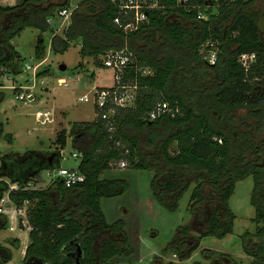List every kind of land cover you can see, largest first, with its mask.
<instances>
[{
    "label": "trees",
    "instance_id": "obj_1",
    "mask_svg": "<svg viewBox=\"0 0 264 264\" xmlns=\"http://www.w3.org/2000/svg\"><path fill=\"white\" fill-rule=\"evenodd\" d=\"M69 1L0 3V75L24 72L26 61L13 41L26 27L41 30L35 55L45 58L42 35L49 28L54 33L56 22L52 27L48 19H55ZM206 1L213 6L204 7ZM189 5L159 0V6L147 9V21L126 32L115 22L118 16L123 24L127 19L113 0H82L64 34L53 35L55 52L64 54L71 43L80 41L82 58L92 56L101 66V55L128 46L136 63L150 67L152 73L143 74L134 61L122 78L123 84L136 86L134 104L116 107L110 120L97 115L93 121L73 123V146L83 153L78 169L84 181L67 187L57 177L46 188L30 185L38 182L33 176L39 171L61 166V152L68 144L65 129L58 133L60 150L52 160L33 151L1 157L0 171L19 184L10 192L11 200L18 209L29 203L30 242L21 264H77L70 254L78 243L84 250L78 264H106L133 252L125 222H108L101 206L103 198L124 195L129 189L125 178H102L122 161L130 168L155 172L153 197L170 211L178 209L180 199L194 185L188 209L203 223L197 237L188 224L180 227L166 249L180 259L189 258L202 238H224L234 232L237 215L230 200L237 183L252 176L251 204L256 209L252 221L257 227L240 238L244 253L253 258L251 264H264V14L260 11L264 0H190ZM208 39L220 47L215 65L203 57L202 44ZM243 53L256 54L249 68L239 61ZM4 96L0 88V99ZM163 101L179 112L149 120V113ZM3 134L1 123L0 137ZM11 185L0 181V198ZM8 225L7 216L0 215V230ZM191 244L193 251H184ZM203 252L212 258V250ZM12 259L11 249L0 243V264Z\"/></svg>",
    "mask_w": 264,
    "mask_h": 264
},
{
    "label": "rangeland",
    "instance_id": "obj_2",
    "mask_svg": "<svg viewBox=\"0 0 264 264\" xmlns=\"http://www.w3.org/2000/svg\"><path fill=\"white\" fill-rule=\"evenodd\" d=\"M81 2L82 0H70L67 8L74 11ZM260 7L264 14V6ZM262 17L264 19V16ZM71 19L72 14L68 18L56 16L54 33L51 28L43 33L47 45L45 58H48L44 64H40L41 60L35 55L40 29L26 27L14 39V46L31 68L25 66L24 72L17 76L8 73L0 75V88L5 94V100L0 102V123L5 127L4 134L0 137L1 155L13 152L25 155L29 150L46 152L58 149L57 128L58 130L66 128L70 134L67 146L62 149L61 165L68 168L78 167L81 159L73 153H79L80 150L73 146L71 124L96 118L93 92L96 88L112 86L114 73L104 64L102 67L92 56L82 58L79 51L80 41L71 43L69 51L64 54L57 53L51 48L53 35L56 33L63 35ZM103 56L98 59L101 63ZM93 71L96 72V77L92 76ZM16 87L30 88L22 91L26 94H35L34 99H20L19 92L15 91ZM87 93L91 94V99L84 101L82 97ZM47 108L53 110L50 116L45 111ZM217 122L215 120L216 124ZM11 134L14 136L13 141L9 139ZM112 167L105 171L102 178H125L129 182V189L124 195L103 198L102 208L108 222L121 219L125 222V230L133 252L129 255H118L106 264H170V262L195 264L198 261L202 264H251L253 258L244 253L240 236L247 230L254 232L257 227L252 221L256 215V209L251 204L254 187L252 176L237 183L230 200L231 207L237 215L234 232L224 238L206 236L189 258L180 259L175 255V251H166L177 237L180 227L188 224L197 237L203 223L202 218L195 220L188 209L194 185L192 184L180 199L178 209L170 211L152 198L151 181L155 175L153 170L135 169L128 165L124 167L121 162L114 163ZM53 174H56V171L52 169L40 172L38 183L41 188H46L50 184ZM0 181L10 180L0 176ZM21 218L23 214L18 209L16 219L18 224L15 230L9 223L8 228L0 231L2 243L9 244L13 238L26 237L24 229L20 227ZM193 247L194 244H191V248L184 251L192 252ZM12 249L14 256L9 264H18L22 261V247L12 246ZM204 249L213 251L209 253L212 258L207 257Z\"/></svg>",
    "mask_w": 264,
    "mask_h": 264
},
{
    "label": "built area",
    "instance_id": "obj_3",
    "mask_svg": "<svg viewBox=\"0 0 264 264\" xmlns=\"http://www.w3.org/2000/svg\"><path fill=\"white\" fill-rule=\"evenodd\" d=\"M189 1L190 0H177V3L178 6L190 7ZM227 1L233 2L236 0ZM113 2L118 5L125 20L127 19V22L123 24L122 18L118 16L115 19V22L122 25L126 32H133L137 30L143 22L149 19L147 9L159 6V0H113ZM203 6L211 7L213 6V4L208 3L206 1ZM193 7H201V5H193ZM72 13L73 10L64 8L58 11V16H64L65 18H68ZM201 17L207 18L204 14H201ZM54 20V17H52L48 19V22L52 24L54 23ZM202 53L206 63H208L209 65H215L219 61L220 47L215 41L208 39L205 43L202 44ZM102 59L105 67L111 68L113 70L114 84L112 86L96 88L93 92V102L97 110L96 114L100 115L103 119L110 120L112 118V115L116 111V107H130L135 102L136 86L123 84L122 78L126 68L135 61L136 57L135 54L127 48L124 51L107 53L102 57ZM255 59V53H243L239 56V61L246 68H249L250 65L255 61ZM25 66L28 69L31 68V65L27 62L24 63V69ZM134 66L143 74L152 73L150 67L140 66L136 63V61ZM18 88L20 89L18 91L20 99H34L35 94H26L25 92H23L24 89H27L26 87ZM83 98L85 101H89L91 99V96L89 94H85ZM178 112L179 108L174 109L168 101H163L160 102L157 107L149 113L148 119L155 120L164 114H170L171 116H175ZM113 128L114 127L112 126V129ZM73 155L81 159L83 153L80 151L79 153H73ZM121 164L124 167L127 166L126 161H122ZM54 171H56V174H53V177L60 178L67 187H71L85 180L84 174L80 172L78 167L68 168L61 165ZM15 188L16 186L12 184L10 188L0 198V215L7 216V218L9 219V223L12 225L11 227L13 229L18 224V222H16V213H18V208L11 200L10 192ZM21 220L23 222V218H21Z\"/></svg>",
    "mask_w": 264,
    "mask_h": 264
},
{
    "label": "crops",
    "instance_id": "obj_4",
    "mask_svg": "<svg viewBox=\"0 0 264 264\" xmlns=\"http://www.w3.org/2000/svg\"><path fill=\"white\" fill-rule=\"evenodd\" d=\"M23 0H0V3L1 4H9V5H14V4H19V3H21ZM80 51V50H79ZM47 59L48 58H45V59H43V60H41V62H40V64H44L46 61H47ZM95 60V59H94ZM63 67V66H62ZM103 67V66H102ZM63 68H66V67H63ZM90 74H91V71H90ZM92 76L93 77H96V72L95 71H93V73H92ZM27 89H29V88H27ZM48 89V91H50V89L49 88H47ZM87 94H89V93H87ZM89 95H91V94H89ZM82 99L84 100V98L82 97ZM5 100V96H4V98H2V99H0V102H3ZM85 101V100H84ZM64 109V108H63ZM65 109H67V108H65ZM46 112H48V115L50 116L51 115V113H52V111L53 110H50L49 108H47L46 110H45ZM97 116V115H96ZM60 118V112H59V117H58V119ZM91 121H93V120H91ZM59 122V121H58ZM75 122H89V121H75ZM74 123V122H73ZM73 123L71 124V126L73 125ZM1 124V123H0ZM59 124V123H58ZM4 125V124H3ZM63 129H65L66 130V128H62V129H60V130H58V128H57V133H56V139H57V136H58V133L61 131V130H63ZM4 131H5V127H4ZM67 131V130H66ZM68 134H70V131L68 132L67 131V135ZM12 135V134H11ZM12 139H14V136L12 135ZM68 139H69V137H68ZM13 141V140H12ZM69 141V140H68ZM58 146V145H57ZM56 146V147H57ZM60 149H54L53 151H46V152H39V151H36V150H29V151H33V152H35V153H37V154H39L41 157H43V160H47V158H49L50 160H52L53 159V157L54 156H57V154H58V151H59ZM14 154H16V153H19V152H13ZM13 153H11V154H13ZM21 154V153H20ZM49 154H51L50 156H49ZM5 155H7V154H5ZM22 155V154H21ZM61 155H62V152H61ZM4 155H1V153H0V165H1V157H3ZM62 159V158H61ZM61 159H60V164H61ZM56 160H58V159H56ZM1 167V166H0ZM0 170H1V168H0ZM54 171V170H53ZM40 172L41 171H39L37 174H35L34 176H33V179H36L37 181H39L38 179H40L38 176H39V174H40ZM0 176L2 177H5L7 180H10V181H7V182H9V183H11L12 181H11V175L10 174H8V173H6V172H2V171H0ZM42 178V177H41ZM54 179V177L52 178V180ZM51 180V181H52ZM51 183V182H50ZM12 184H14L15 186H16V188L15 189H18L19 188V184L17 183V182H14L13 181V183ZM31 186L32 187H34V188H41L40 187V184L38 183V182H33V183H31ZM49 186V185H48ZM47 186V187H48ZM152 198L155 200V198L152 196ZM27 206H29V203L28 204H26L25 205V208H23V209H21L20 211H21V213L23 214V222H22V220H21V228L22 229H24V234H25V238H21V237H19L20 239L18 240V242L16 243V241L14 240V239H16V238H13V239H11V242L9 243V244H4V243H2L1 241H0V243L3 245V246H6V247H9L10 249H11V251H12V253H13V256H14V252H13V249H12V246H15V247H17V248H19V247H22V261H23V259H24V256H25V252H26V248H27V246H28V244H29V242H30V237H29V232H30V229H31V226H30V224H29V221H28V217H27ZM101 206H102V200H101ZM103 209V208H102ZM104 211V210H103ZM25 213V214H24ZM17 214V213H16ZM14 223H15V221H14ZM9 227V226H8ZM4 230V229H3ZM14 230H15V228H14ZM0 231H2V230H0ZM21 261V262H22ZM21 262L20 263H18V264H21ZM10 262H8L7 264H9Z\"/></svg>",
    "mask_w": 264,
    "mask_h": 264
},
{
    "label": "water",
    "instance_id": "obj_5",
    "mask_svg": "<svg viewBox=\"0 0 264 264\" xmlns=\"http://www.w3.org/2000/svg\"><path fill=\"white\" fill-rule=\"evenodd\" d=\"M84 250L80 243L77 244V248L70 254L73 258L76 259L77 264L79 263L80 258L83 256Z\"/></svg>",
    "mask_w": 264,
    "mask_h": 264
}]
</instances>
